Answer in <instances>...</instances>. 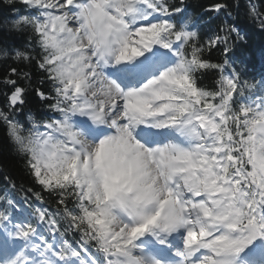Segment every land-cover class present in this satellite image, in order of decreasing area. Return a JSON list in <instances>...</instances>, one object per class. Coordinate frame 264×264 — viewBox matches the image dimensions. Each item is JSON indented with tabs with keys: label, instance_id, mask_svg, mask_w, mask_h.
Here are the masks:
<instances>
[{
	"label": "snow or ice",
	"instance_id": "snow-or-ice-1",
	"mask_svg": "<svg viewBox=\"0 0 264 264\" xmlns=\"http://www.w3.org/2000/svg\"><path fill=\"white\" fill-rule=\"evenodd\" d=\"M0 264H264V0H5ZM20 8H11L15 4ZM0 165V172H2Z\"/></svg>",
	"mask_w": 264,
	"mask_h": 264
},
{
	"label": "trees",
	"instance_id": "trees-1",
	"mask_svg": "<svg viewBox=\"0 0 264 264\" xmlns=\"http://www.w3.org/2000/svg\"><path fill=\"white\" fill-rule=\"evenodd\" d=\"M210 0H188L193 11H199L201 4H207ZM17 3L11 8H20ZM14 13L10 10V6L5 0H0V44H8L20 46L25 37L18 33H9L4 27V21L6 18L13 16ZM244 31L247 33V43L243 44L236 52V58L238 63H243L245 70L250 75H255V71L259 67L261 61L264 62V32H260L256 28L248 24L241 25ZM12 67H16L21 71L30 72L32 74L31 87L27 82L21 79L19 83L27 88L25 95L26 103L21 114V119L25 118V114L31 113L33 115H40L44 113V108L41 101L35 95L34 88L40 84V73L35 65L27 66L23 64L14 63L10 58H3L0 56V81H2L8 74ZM8 91L5 86L0 83V108H3L6 104L5 93ZM0 165H2L3 171L0 172V188H3L4 179L3 173L11 176L17 184L27 185L30 181L23 170L22 159L17 156L14 151H9L4 147V134L3 129H0Z\"/></svg>",
	"mask_w": 264,
	"mask_h": 264
}]
</instances>
